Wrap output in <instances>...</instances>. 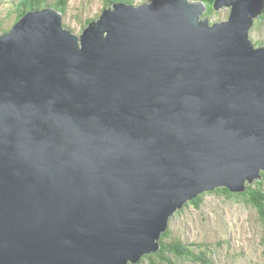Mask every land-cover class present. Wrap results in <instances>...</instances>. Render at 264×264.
I'll use <instances>...</instances> for the list:
<instances>
[{"label":"water","instance_id":"obj_1","mask_svg":"<svg viewBox=\"0 0 264 264\" xmlns=\"http://www.w3.org/2000/svg\"><path fill=\"white\" fill-rule=\"evenodd\" d=\"M224 5L115 1L79 34L49 6L0 35V264L138 263L188 200L261 176L264 0Z\"/></svg>","mask_w":264,"mask_h":264},{"label":"rangeland","instance_id":"obj_2","mask_svg":"<svg viewBox=\"0 0 264 264\" xmlns=\"http://www.w3.org/2000/svg\"><path fill=\"white\" fill-rule=\"evenodd\" d=\"M132 1L138 4L149 0ZM7 3L8 0H0V25L4 29L13 22V19H4ZM112 4H107V0H67L64 13L56 10L61 12L64 26L79 34L87 19L98 18L101 10ZM224 6L213 11L209 20L226 19L229 7ZM250 37L252 40L264 38V22L261 19L255 21L250 30ZM262 179L260 176L251 183ZM261 188L264 190V182ZM203 193L199 206L194 203L185 205L188 200L169 215L168 227L171 237L175 238L174 240L181 239L186 244L197 241L202 242L203 246H209L204 256L210 257L213 264H264V222L256 208L242 196H225V191L208 190ZM190 249L197 251L195 247L190 246ZM147 254L149 253L143 254L142 257ZM173 260L176 264H194L183 259ZM144 263L148 264L147 261Z\"/></svg>","mask_w":264,"mask_h":264},{"label":"trees","instance_id":"obj_3","mask_svg":"<svg viewBox=\"0 0 264 264\" xmlns=\"http://www.w3.org/2000/svg\"><path fill=\"white\" fill-rule=\"evenodd\" d=\"M115 1H126L132 3V0H107V4H111ZM149 1H142L143 2H150ZM207 6L206 11L204 12V16H209L213 13V11H216V9L213 8V0H202ZM67 3V0H8L7 3V11L4 15V19H13V22L11 25L4 29L0 25V35L5 34L9 31L12 24H14L20 16L25 14L27 11L30 10H40L44 7H53L57 10L65 12V5ZM139 4V3H138ZM106 7V6H105ZM104 7V8H105ZM103 10V9H102ZM102 10L100 13H102ZM229 13V12H228ZM100 15V14H99ZM98 15V16H99ZM228 15V14H227ZM97 16V17H98ZM15 17V18H14ZM94 19V18H93ZM93 19H87L85 22V25L88 24L89 21ZM259 19H261L262 22H264V13L263 15L259 16ZM221 21V20H220ZM0 22H2L0 20ZM64 25V24H63ZM84 25V26H85ZM254 44L256 46L261 45L264 43V38L262 40H253ZM260 175L263 177L262 180L256 181L251 184L246 183V189L242 192H232L228 190L225 187H217L213 191L215 192H223L225 191V196L232 197H243L251 206L256 208V210L259 213L260 219L264 222V190L262 187L263 180H264V172L261 171ZM203 194H199L197 197L193 198L189 202H187L185 205H190L191 203H194L196 206H199L203 199ZM175 238L171 237L170 229L169 227L167 230L162 232L160 237V243L161 246L156 252H151L147 255H144L141 257V262L133 263V264H145L144 262L147 261L148 264H176V262L173 260L177 259H183L191 262H199L201 264H208V258L204 257L205 252H207V248L209 246H203L202 242L197 241H190L187 244L183 243L181 239L174 240ZM191 247L197 248V251H193L190 249Z\"/></svg>","mask_w":264,"mask_h":264},{"label":"flooded vegetation","instance_id":"obj_4","mask_svg":"<svg viewBox=\"0 0 264 264\" xmlns=\"http://www.w3.org/2000/svg\"><path fill=\"white\" fill-rule=\"evenodd\" d=\"M204 257L206 258V256H204ZM208 261H209L210 264H213V263H211L212 259H211L210 257L208 258ZM190 262H191V261H190ZM191 263H194V264H201V263H199V262H198V263H197V262H191Z\"/></svg>","mask_w":264,"mask_h":264},{"label":"clouds","instance_id":"obj_5","mask_svg":"<svg viewBox=\"0 0 264 264\" xmlns=\"http://www.w3.org/2000/svg\"><path fill=\"white\" fill-rule=\"evenodd\" d=\"M259 19V18H258Z\"/></svg>","mask_w":264,"mask_h":264}]
</instances>
